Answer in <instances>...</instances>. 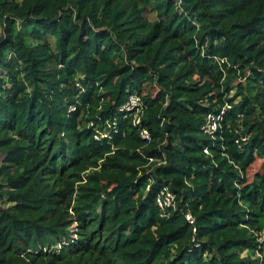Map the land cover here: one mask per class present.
<instances>
[{"label": "trees", "instance_id": "16d2710c", "mask_svg": "<svg viewBox=\"0 0 264 264\" xmlns=\"http://www.w3.org/2000/svg\"><path fill=\"white\" fill-rule=\"evenodd\" d=\"M0 28V264H264V0H0Z\"/></svg>", "mask_w": 264, "mask_h": 264}, {"label": "built area", "instance_id": "2783aa9c", "mask_svg": "<svg viewBox=\"0 0 264 264\" xmlns=\"http://www.w3.org/2000/svg\"><path fill=\"white\" fill-rule=\"evenodd\" d=\"M71 110L74 109V107L70 108ZM120 110L124 111H129L133 116H134V122L135 123H140L141 121V116L143 114L144 110V102L142 96H140L138 93H133L130 95L129 99L126 101V103L120 108ZM224 109L220 113H211L207 116L206 123L203 127L204 131L210 135L215 133L217 129L221 126V121L223 120V114H224ZM104 135L102 136H108L110 133H103ZM141 134L145 138L150 137V133L146 128L141 129ZM97 139H100V137L97 135ZM175 194L169 190L168 187H164L158 198L157 202L159 206L162 208V215L164 217H167L169 215V212H167V207H173L175 205ZM187 218L189 221H193V216L191 214H187Z\"/></svg>", "mask_w": 264, "mask_h": 264}, {"label": "rangeland", "instance_id": "374dc122", "mask_svg": "<svg viewBox=\"0 0 264 264\" xmlns=\"http://www.w3.org/2000/svg\"><path fill=\"white\" fill-rule=\"evenodd\" d=\"M149 18L151 20H154L156 18L155 14L154 13L150 14ZM1 33H2V31H1V28H0V35H1ZM52 42L54 43V39H52ZM155 88H156V86L150 87L149 90H153L154 91ZM258 172H264V158L257 159L251 165V167L248 170V179L251 180L253 178L254 174L258 173ZM259 240L264 244V230L260 234ZM245 254H246V252L243 253V255H245Z\"/></svg>", "mask_w": 264, "mask_h": 264}]
</instances>
